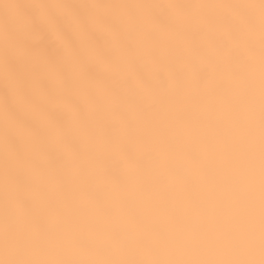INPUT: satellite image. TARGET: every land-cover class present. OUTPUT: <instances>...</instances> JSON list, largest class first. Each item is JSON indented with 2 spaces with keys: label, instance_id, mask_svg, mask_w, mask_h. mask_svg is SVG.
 Instances as JSON below:
<instances>
[{
  "label": "snow or ice",
  "instance_id": "obj_1",
  "mask_svg": "<svg viewBox=\"0 0 264 264\" xmlns=\"http://www.w3.org/2000/svg\"><path fill=\"white\" fill-rule=\"evenodd\" d=\"M0 264H264V0H0Z\"/></svg>",
  "mask_w": 264,
  "mask_h": 264
}]
</instances>
